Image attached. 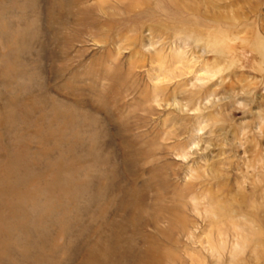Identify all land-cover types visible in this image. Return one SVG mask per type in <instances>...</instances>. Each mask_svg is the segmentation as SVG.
Masks as SVG:
<instances>
[{
	"label": "rangeland",
	"instance_id": "obj_1",
	"mask_svg": "<svg viewBox=\"0 0 264 264\" xmlns=\"http://www.w3.org/2000/svg\"><path fill=\"white\" fill-rule=\"evenodd\" d=\"M0 264H264V0H0Z\"/></svg>",
	"mask_w": 264,
	"mask_h": 264
}]
</instances>
